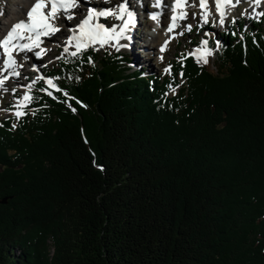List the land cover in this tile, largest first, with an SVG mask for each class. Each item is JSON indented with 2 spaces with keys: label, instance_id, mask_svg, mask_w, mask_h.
Returning a JSON list of instances; mask_svg holds the SVG:
<instances>
[{
  "label": "trees",
  "instance_id": "trees-1",
  "mask_svg": "<svg viewBox=\"0 0 264 264\" xmlns=\"http://www.w3.org/2000/svg\"><path fill=\"white\" fill-rule=\"evenodd\" d=\"M244 23L169 76L61 53L62 91L0 117V264H264V22Z\"/></svg>",
  "mask_w": 264,
  "mask_h": 264
},
{
  "label": "snow or ice",
  "instance_id": "snow-or-ice-1",
  "mask_svg": "<svg viewBox=\"0 0 264 264\" xmlns=\"http://www.w3.org/2000/svg\"><path fill=\"white\" fill-rule=\"evenodd\" d=\"M157 2L159 3V0H157ZM240 3L241 0H211V4L215 9L213 12L209 6V0H191V2H189V0H173V15L170 18V26L167 32L174 33V35L169 36L168 40H166L165 44L162 46L161 51L166 50L167 45L175 36L183 34L182 32H175L174 30L181 26L178 21L187 18V7L201 10L200 12H194L192 14L193 16L199 15L201 17V27L209 23L222 27L225 26L227 22L232 24L236 23V18L231 16V12ZM247 3L249 8L245 9L241 15L248 14L254 19L264 18V0H247ZM77 7H79V0H34V3L26 12V19L15 23L6 35L0 39V50L6 54V58L0 61V88L7 91V89L4 88L5 82L10 77L20 76V72L17 69L22 68L23 64H18L13 55L14 51L17 53H26L35 50V57H42L47 51V49L41 48V44L43 43L42 37H50L59 32L61 28L56 21L60 18L71 21L75 18V9ZM258 8L261 10L257 11ZM249 9H251L250 12ZM101 18H113L119 21V23L108 27L103 23L97 22ZM151 18L157 20L158 14H153ZM134 22V13L129 8V0H122L119 5L111 9L96 10L90 8L85 18L79 24L74 28L68 29L70 36L63 47V52L69 53L72 57H78L79 54L89 48H93V50H99L106 46L117 48V50H119V48H126L128 45L121 44L120 41L126 38ZM186 28L190 31L192 25H186ZM208 44L209 41L204 39L202 41V46L196 48L188 55L194 56L198 63L207 64L208 57L215 52L214 49L207 47ZM218 47L219 41H217V48ZM70 48H74V50L70 51ZM184 58L186 57L182 59ZM88 63L94 64L91 57H89ZM5 72L7 75H4ZM165 72L171 73V66L167 67ZM181 77H183V72H181ZM77 79L79 78L77 77ZM34 83L35 81L28 85H21V87H26L28 92L19 99V102L14 105L12 109H5V111H12L17 120L27 114L23 111V108L27 107V104L32 100V96L29 93ZM47 85L56 92L62 91L52 79H47ZM176 87H179V85H176ZM169 88L175 93V87L169 85ZM11 91L15 93L16 89L13 88ZM41 91H45L49 96H53V92L49 91L48 88L41 89ZM63 95L66 97L67 101L75 99L70 97L67 92H64ZM68 106L72 111H76V109L71 106V103H69ZM12 127L15 128L16 124H13Z\"/></svg>",
  "mask_w": 264,
  "mask_h": 264
},
{
  "label": "rangeland",
  "instance_id": "rangeland-1",
  "mask_svg": "<svg viewBox=\"0 0 264 264\" xmlns=\"http://www.w3.org/2000/svg\"><path fill=\"white\" fill-rule=\"evenodd\" d=\"M17 0H0V39L3 36L1 34L2 31V22L6 21L8 16V12H15L14 3ZM152 0L147 2L145 6L146 13L152 10H155L157 4V0H153L154 7L151 6ZM122 0H89L88 2L79 4V7L75 9V18L71 21H68L64 18H60L56 21V23L60 26L61 30L57 32L55 35H51L50 37H46L44 40V45L48 53H46L45 58H36L33 52H20L19 55H16V60L18 64H23L22 68H18L20 72L19 77H10L6 82L4 88L7 89L5 91L3 88H0V117H7L9 115H13L12 111H5V109H12L14 105L19 102V99L23 97V95L28 92L26 87H21V85H28L32 83L35 79L42 75V71L47 72L50 68L56 64L57 58L63 53V47L68 39L69 35V28H73L76 22H81L88 13L90 8L96 10H104V9H111L116 5H119ZM151 2V3H150ZM191 2V0H189ZM169 5H172V0H167ZM153 7L151 9L148 6ZM209 6L211 10L214 12V6L211 4V0H209ZM138 7V8H136ZM129 8L138 10L139 6L133 1L129 0ZM190 14L187 16L185 21L183 20L180 23V27L176 29V32H182V35L175 36L174 39L171 40L169 46L163 53V55H159L158 51L153 48L151 45V38L148 35V32L155 29L154 22L151 19H148L149 14H141L138 17L136 23L130 27V30L127 33L125 39L120 41L121 44H127L128 47L126 48H119L118 51L128 52L133 56V69H142L146 75L149 74H157V75H166L169 76L170 73H166L165 69L171 66L175 60H180V57L183 54H189L193 52L196 48L202 46V41L204 39H208L209 36H218L224 30L228 28V25H231L230 22H227L225 26H218L212 23L204 24L203 27L200 25L202 24L201 17L199 15L193 16L194 12H200L201 10L198 8L189 7ZM245 9H248L247 5H241L240 9L232 10L231 16L232 17H241L245 18V24L251 25V20L248 18V14L241 15ZM258 10V9H257ZM261 10V9H260ZM250 12V10H249ZM170 13V9L167 10L168 14ZM165 16V20L169 21L168 16ZM23 18H26L25 14L22 15ZM167 17V18H166ZM248 18V19H247ZM264 22V18L262 19ZM98 23H103L108 27H111L114 24L119 23V21L108 18L104 19L101 18ZM186 25H192V31H189L186 28ZM248 26V27H249ZM207 34V35H206ZM174 35V34H173ZM195 42V43H194ZM151 46V47H150ZM150 47L152 50L148 49ZM208 47V45H207ZM105 48H113L117 50V48L106 46ZM105 48L99 49V51H103ZM74 48H70V51H73ZM2 53V50L0 51ZM34 57V58H33ZM195 58V57H194ZM214 55L208 57V59H213ZM33 59H35L36 63L34 65ZM197 61V59L195 58ZM31 61L33 63H31ZM143 66V67H142ZM33 68L37 69L35 73H33ZM4 75H7L5 72ZM182 82L184 80L182 79ZM15 88L16 92L13 93L11 90Z\"/></svg>",
  "mask_w": 264,
  "mask_h": 264
},
{
  "label": "bare ground",
  "instance_id": "bare-ground-1",
  "mask_svg": "<svg viewBox=\"0 0 264 264\" xmlns=\"http://www.w3.org/2000/svg\"><path fill=\"white\" fill-rule=\"evenodd\" d=\"M88 1L89 0H79V4L85 3V2H88ZM133 1L135 3H138V4L142 5V7L140 9H138V10L131 9V11L134 13V19H135V22L134 23L137 22L138 17L140 15V12H141V14H144V15L145 14H149V16H151V17H152L153 14H158V19H157L158 26L155 27V29L149 31L148 32V35H149V37L152 40V42H151V45H153V48L152 49L157 50L159 52L158 53L159 55H163V53L165 52V50L164 51H161L162 46L165 44V41L168 40L169 36H172L174 34V33H168L167 32V29L170 26V18L173 15V10H172L173 9V4L172 5H169L167 3V0H163L161 2L162 8L160 9L158 7V4L159 3L158 2H155V4H157V6L155 7L156 11L155 10H152V12L151 11L150 12L148 11L146 13L145 6L147 5V2H149V0H133ZM159 2H160V0H159ZM172 2H173V0H172ZM33 3H34V0H17L14 3L15 12H8V16L6 18V21L5 22H2V31H1V34H3V36L1 37V39L6 35V33L10 30V28L15 23H17L20 20H25L26 19V18H23L22 15L25 14V16H26V12L29 10V8L32 6ZM169 9H170V13L166 14L167 13V10H169ZM186 11H187V13L189 15L190 14L189 7L186 8ZM165 14H166V16L170 17L169 18V21H167V20L164 19L165 18V16H164ZM182 21L183 20L178 21V23L180 24ZM79 23L80 22H76L74 24L73 28L77 24H79ZM174 31L176 32V29ZM69 35H70V33H69ZM45 38L46 37H42L43 43L41 44V48H44V49H46L45 48V45H44ZM168 46H169V44L167 45V47ZM150 47H148V49L151 51L152 49ZM46 53H47V51L42 56L44 57L46 55ZM17 54L18 53L14 51L13 55H14L15 59H16V55ZM0 57H1V60L0 61H2L4 58H6V54H4L3 52L2 53L0 52ZM33 62H34V65H35L36 61L34 59H33Z\"/></svg>",
  "mask_w": 264,
  "mask_h": 264
},
{
  "label": "water",
  "instance_id": "water-1",
  "mask_svg": "<svg viewBox=\"0 0 264 264\" xmlns=\"http://www.w3.org/2000/svg\"><path fill=\"white\" fill-rule=\"evenodd\" d=\"M8 202V198L7 197H5V198H3V199H0V203H7Z\"/></svg>",
  "mask_w": 264,
  "mask_h": 264
}]
</instances>
